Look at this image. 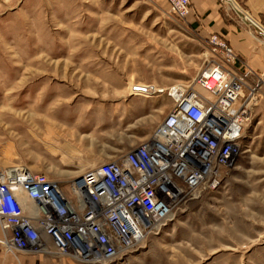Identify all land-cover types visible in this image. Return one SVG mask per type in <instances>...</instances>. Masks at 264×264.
<instances>
[{
	"label": "rangeland",
	"instance_id": "374dc122",
	"mask_svg": "<svg viewBox=\"0 0 264 264\" xmlns=\"http://www.w3.org/2000/svg\"><path fill=\"white\" fill-rule=\"evenodd\" d=\"M210 49L167 0H0V166L23 164L69 192L83 171L153 134L173 109L170 89L205 93L198 78ZM246 82L262 86L234 167L109 264H264V80ZM139 84L165 92L138 96ZM29 255L34 264H92Z\"/></svg>",
	"mask_w": 264,
	"mask_h": 264
},
{
	"label": "built area",
	"instance_id": "2783aa9c",
	"mask_svg": "<svg viewBox=\"0 0 264 264\" xmlns=\"http://www.w3.org/2000/svg\"><path fill=\"white\" fill-rule=\"evenodd\" d=\"M185 20L192 0H167ZM198 78L207 95L176 86L174 106L153 134L125 155L83 171L69 183L23 164L0 166V244L7 254L70 255L92 264L112 263L167 221L177 205L201 189L217 188L237 162L249 120V86L232 66L237 56L220 36ZM214 79L213 88L207 82ZM138 96L164 93L154 85L132 87Z\"/></svg>",
	"mask_w": 264,
	"mask_h": 264
},
{
	"label": "crops",
	"instance_id": "0c3cea01",
	"mask_svg": "<svg viewBox=\"0 0 264 264\" xmlns=\"http://www.w3.org/2000/svg\"><path fill=\"white\" fill-rule=\"evenodd\" d=\"M192 0L185 23L200 38H224L237 60L233 70L250 80H264V0ZM32 255L18 261L0 248V264H34ZM34 257V256H32Z\"/></svg>",
	"mask_w": 264,
	"mask_h": 264
},
{
	"label": "bare ground",
	"instance_id": "6f19581e",
	"mask_svg": "<svg viewBox=\"0 0 264 264\" xmlns=\"http://www.w3.org/2000/svg\"><path fill=\"white\" fill-rule=\"evenodd\" d=\"M186 18H187V17H186ZM209 81H211V82H209ZM209 81L207 82V86H208V88H209V87L213 88L214 85H215V81H214V79H209ZM203 92H205V93H204L205 95L208 94L207 91H205L204 89H203ZM107 264H109V263H107Z\"/></svg>",
	"mask_w": 264,
	"mask_h": 264
}]
</instances>
